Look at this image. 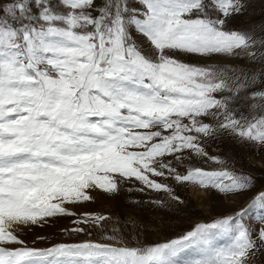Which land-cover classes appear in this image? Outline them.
<instances>
[{"label":"snow or ice","instance_id":"snow-or-ice-1","mask_svg":"<svg viewBox=\"0 0 264 264\" xmlns=\"http://www.w3.org/2000/svg\"><path fill=\"white\" fill-rule=\"evenodd\" d=\"M245 12L246 0H0V264H251L264 251V228L258 245L248 226L252 218L264 224V191L150 245L130 246L116 229L104 235L110 242L50 247L17 233L76 215L68 206L89 201L92 189L115 193L124 182L178 204L158 178L225 195L250 190V175L227 167L180 173L168 159L208 157L202 140L225 132L264 146V91L248 88L264 80V24L226 30ZM242 95L248 115L234 110ZM108 219L83 213L71 231Z\"/></svg>","mask_w":264,"mask_h":264},{"label":"rangeland","instance_id":"rangeland-1","mask_svg":"<svg viewBox=\"0 0 264 264\" xmlns=\"http://www.w3.org/2000/svg\"><path fill=\"white\" fill-rule=\"evenodd\" d=\"M104 0H98L102 5ZM135 0H129L134 3ZM215 9L209 15H216ZM264 24V0H246V12L243 16H233L228 19L226 30L243 31L252 26ZM181 59L197 60L196 57H181ZM232 65L244 68H257L255 62L244 59L228 61ZM255 91H264V80L257 79L248 85ZM242 102L234 110L242 115L251 111L247 95H242ZM258 102V98L256 101ZM235 104V102H234ZM205 122H214L209 117ZM203 147L208 157H202L184 152L181 160L169 157L171 166L178 172L184 173L189 167H199L205 170H218L227 167L237 173L250 175L253 187L240 196L225 195L211 187H203L198 183H177L171 177L158 178L160 182L168 184L176 195L182 199L177 203L167 192L140 191L141 185L133 182L121 183L119 191L108 193L101 189L90 191L91 199L76 205H69L70 211L76 215L49 218L41 225L21 226L17 233L27 245L35 247H50L55 243H75L83 240H104V235L113 234L117 230L118 238L130 246L140 244H154L174 238L194 226L197 222H211L217 217L229 215L233 210L245 206L252 197L264 191V146L249 143L230 133L218 134L214 139L204 138ZM217 156L227 161L220 165L209 157ZM155 201H161L157 204ZM94 213L104 215L110 219L103 221V227L85 225V232L71 231L79 225L74 224L80 214ZM252 229L253 239L260 244L258 229L264 224L252 218L248 221ZM88 233H91L89 235ZM135 237V239H129ZM42 238V239H40ZM251 264H264V251L257 252Z\"/></svg>","mask_w":264,"mask_h":264}]
</instances>
